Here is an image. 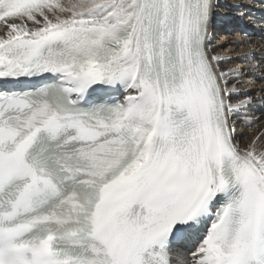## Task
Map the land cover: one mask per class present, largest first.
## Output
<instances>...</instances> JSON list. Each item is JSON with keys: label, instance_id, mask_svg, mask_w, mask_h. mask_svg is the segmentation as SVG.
Here are the masks:
<instances>
[{"label": "snow or ice", "instance_id": "1", "mask_svg": "<svg viewBox=\"0 0 264 264\" xmlns=\"http://www.w3.org/2000/svg\"><path fill=\"white\" fill-rule=\"evenodd\" d=\"M219 5L0 0V264H264L257 45L221 67Z\"/></svg>", "mask_w": 264, "mask_h": 264}, {"label": "bare ground", "instance_id": "2", "mask_svg": "<svg viewBox=\"0 0 264 264\" xmlns=\"http://www.w3.org/2000/svg\"><path fill=\"white\" fill-rule=\"evenodd\" d=\"M239 0H220L214 23L221 28L220 34L215 33L214 39L210 41V51L212 54H220L222 56H231L233 59L226 61L221 64L222 68L240 66L244 68L247 61L240 59L242 53L249 50L247 43L243 41H250L257 45L256 49V60L259 62L260 67L254 72H248L244 75L243 81L238 85L242 90H245L248 95H251L256 99L255 104L251 105L248 109V118H237L236 119V139L240 142L241 146H247L257 136H261V141L264 142V24L253 23V17L255 16L253 10L255 9L252 4L244 0L245 6L242 8H236L233 6L234 3ZM245 11V15L241 17L244 22L246 30L254 29L260 30L261 35L258 36L256 33L249 36H243L238 30L239 25L234 24V30L230 33L227 30L226 21L234 23L237 19L235 11ZM219 18V20H217ZM220 23V24H219ZM225 25V26H223ZM2 27V26H1ZM239 41V43H238ZM254 103V102H253ZM245 125H249V128H245ZM181 259V262L177 264H190L189 257L177 253L174 259Z\"/></svg>", "mask_w": 264, "mask_h": 264}, {"label": "rangeland", "instance_id": "3", "mask_svg": "<svg viewBox=\"0 0 264 264\" xmlns=\"http://www.w3.org/2000/svg\"><path fill=\"white\" fill-rule=\"evenodd\" d=\"M234 14L237 15V14H238V11L236 10V11L234 12ZM217 20H219V18H217ZM235 21H236V20H235ZM235 21H234V23H232V24H233V27H232L233 29H232V30H234V24H235ZM224 26H225V25H224ZM229 32L232 33L233 31H229ZM216 37H218V36H216ZM244 37H245V36H244ZM246 37H247V36H246ZM211 39H214V37L211 38ZM255 100H256V99H254V103H253V104H255V102H256ZM253 104H252V105H253ZM249 127H250L249 125H247V126L245 125V128H249Z\"/></svg>", "mask_w": 264, "mask_h": 264}]
</instances>
